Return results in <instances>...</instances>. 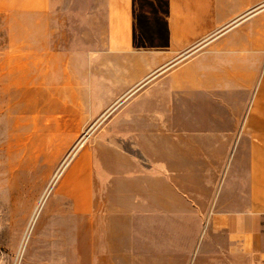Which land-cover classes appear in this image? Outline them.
I'll list each match as a JSON object with an SVG mask.
<instances>
[{
    "label": "rangeland",
    "instance_id": "rangeland-1",
    "mask_svg": "<svg viewBox=\"0 0 264 264\" xmlns=\"http://www.w3.org/2000/svg\"><path fill=\"white\" fill-rule=\"evenodd\" d=\"M1 7L0 264L234 260L215 221L226 173L188 170L186 149L170 158V140L155 135L154 112L172 111L184 130L187 110L203 108L155 109L169 99L146 92L157 76L124 93L121 67L45 59L35 29ZM213 110L232 115V103Z\"/></svg>",
    "mask_w": 264,
    "mask_h": 264
},
{
    "label": "crops",
    "instance_id": "crops-1",
    "mask_svg": "<svg viewBox=\"0 0 264 264\" xmlns=\"http://www.w3.org/2000/svg\"><path fill=\"white\" fill-rule=\"evenodd\" d=\"M1 5L35 29L43 58L104 60L108 68L121 67L124 93L157 76L146 92L168 93L169 99L158 100L155 109L203 108L201 116L187 110L185 122L192 127L184 130L172 111L166 119L154 112L155 135L170 140L165 145L170 158L177 148L186 149L195 166L188 170L226 173L215 215L232 244L235 259L226 262L264 264V0H1ZM231 103L232 115L213 110L229 112ZM162 123L170 124L166 131ZM223 123L232 129L209 126ZM215 148L221 154L211 160L207 149ZM161 162L167 164V158Z\"/></svg>",
    "mask_w": 264,
    "mask_h": 264
},
{
    "label": "bare ground",
    "instance_id": "bare-ground-1",
    "mask_svg": "<svg viewBox=\"0 0 264 264\" xmlns=\"http://www.w3.org/2000/svg\"><path fill=\"white\" fill-rule=\"evenodd\" d=\"M65 164V163H64ZM64 167V166H63Z\"/></svg>",
    "mask_w": 264,
    "mask_h": 264
}]
</instances>
